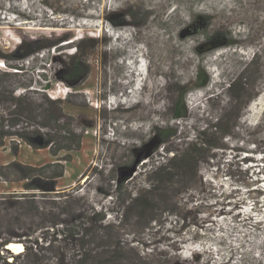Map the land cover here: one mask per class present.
I'll list each match as a JSON object with an SVG mask.
<instances>
[{"label":"rangeland","instance_id":"rangeland-1","mask_svg":"<svg viewBox=\"0 0 264 264\" xmlns=\"http://www.w3.org/2000/svg\"><path fill=\"white\" fill-rule=\"evenodd\" d=\"M198 16L208 21L191 35L187 26ZM220 32L227 44L200 53L199 44ZM65 37L70 40L22 62L27 73L10 83L34 80L41 90L47 76L53 86L48 95L65 100L62 122L71 124L82 145L62 154L68 157L65 175L56 190L43 192L28 190L31 180L20 181L14 163L45 165L55 160L49 149L6 138L0 194H37L47 212L53 206L72 211L77 199L119 225L120 201L148 188L146 172L165 161L164 149L153 141L156 127L193 140L207 121L238 113L231 138L200 164L182 192L159 204L149 201L166 213L160 210L152 221L151 213L142 210L140 217L133 210L122 228L108 232L136 249L127 246L122 264H264V0H0V53L13 54L23 39ZM78 45L86 64L80 60L74 75L66 69ZM4 62L0 57V70H10ZM203 68L211 77L205 87L199 86ZM256 69L245 97L230 108L229 85ZM183 100L188 117L177 116ZM146 153L153 154L142 160ZM246 183L258 189L248 192ZM168 210L178 211L181 220Z\"/></svg>","mask_w":264,"mask_h":264},{"label":"trees","instance_id":"trees-1","mask_svg":"<svg viewBox=\"0 0 264 264\" xmlns=\"http://www.w3.org/2000/svg\"><path fill=\"white\" fill-rule=\"evenodd\" d=\"M207 21V17H196L194 22L187 26L188 32L191 35L200 34ZM229 35L230 39L234 40L233 34L229 33ZM156 37L161 38L159 34ZM225 37L222 32L208 37L206 41L199 44L200 53L207 54L215 48L223 47L227 44L223 40ZM69 40L70 37L53 41L36 39L28 43L23 39L13 54L0 53V57L4 58V63L10 69L0 70V108L2 109L0 145L6 144V138L15 137L35 149H49L50 154L55 158L52 162L38 167L14 163L20 166L19 171L22 176L19 180H31L25 185L28 190L43 192L56 190L59 179L65 175L63 161H68V157L62 154L79 150L82 138L73 134L74 131L69 122L67 124L62 122L65 118L63 112L65 100L48 95V90L53 86L47 76L44 79L46 84L41 87V90H35L34 80L21 81L18 84H11L10 80L27 73L22 62L28 61L45 49L57 47ZM153 41V45L161 50V42ZM77 48L76 55L71 57L72 68L66 69V72L74 75H77L76 67L78 68L81 60L78 54L82 50L81 45ZM81 63L86 64L83 60ZM258 69L252 73L243 72L229 85L230 108H235L245 97L260 73ZM198 75L201 79L199 86H207L211 80L209 72L203 68ZM21 90L23 92L18 94L17 92ZM34 94L41 95L43 101L41 98L39 102L34 101ZM254 97L251 96L249 101H252ZM66 101L69 102V99ZM179 110L178 117L189 116L184 100ZM239 118L238 113L236 116L235 114L230 116L224 112L216 123L207 121V126L197 131L196 138L193 140L177 137V132L172 133L170 128L156 127L153 141L156 149H164L165 161L153 165L146 172L148 188L138 190L123 202L120 201L124 210L119 225L107 221L106 214L100 216V211L96 207H86L77 199L74 202L75 209L73 208L72 211L60 212L56 210V206H53L47 212L41 210L37 202V194L16 192L0 194V264H122L124 259L126 260V255L123 253L127 246L133 251L136 249L130 243H123L121 239L108 231L113 228H122L129 212L133 210L139 211L137 214L140 217L143 214L142 210L151 213V220L157 221L159 211L161 210L163 214L166 210L158 208L149 201L159 204L166 201L168 197L171 199L178 191L182 192L189 180L199 173L200 164L209 161L212 158V151L223 148V141L231 138L232 129L236 125L233 119L238 122ZM12 141L16 144V140ZM173 143H177L179 147H172ZM169 153L173 155L168 158ZM152 154H144L142 160L149 159ZM6 180L12 181L10 178ZM176 183L181 186L179 190L174 188ZM244 185L248 188V192L258 189L248 183ZM170 188L171 191H169ZM254 202L256 205L257 202ZM152 212L157 213L152 214ZM168 213L175 214V217L181 220L178 211L168 210ZM11 242L22 243L25 247L24 251L18 254L12 252L8 248ZM7 254L14 259L10 261ZM138 258L141 260L140 256Z\"/></svg>","mask_w":264,"mask_h":264},{"label":"bare ground","instance_id":"bare-ground-1","mask_svg":"<svg viewBox=\"0 0 264 264\" xmlns=\"http://www.w3.org/2000/svg\"><path fill=\"white\" fill-rule=\"evenodd\" d=\"M8 248L10 250L14 251L16 254L23 252L25 249L24 245L21 244L20 242L19 243L18 242L17 243L16 242L11 243V244H9Z\"/></svg>","mask_w":264,"mask_h":264},{"label":"water","instance_id":"water-1","mask_svg":"<svg viewBox=\"0 0 264 264\" xmlns=\"http://www.w3.org/2000/svg\"><path fill=\"white\" fill-rule=\"evenodd\" d=\"M11 243H15V242H11ZM11 243H10V244H11ZM16 243H17V242H16Z\"/></svg>","mask_w":264,"mask_h":264},{"label":"clouds","instance_id":"clouds-1","mask_svg":"<svg viewBox=\"0 0 264 264\" xmlns=\"http://www.w3.org/2000/svg\"><path fill=\"white\" fill-rule=\"evenodd\" d=\"M1 66V65H0ZM4 66H5V64H4Z\"/></svg>","mask_w":264,"mask_h":264}]
</instances>
